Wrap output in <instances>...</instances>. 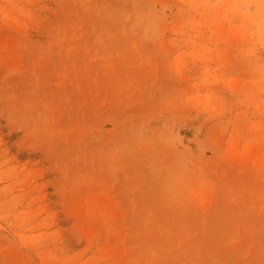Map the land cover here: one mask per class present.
<instances>
[{"label": "rangeland", "instance_id": "obj_1", "mask_svg": "<svg viewBox=\"0 0 264 264\" xmlns=\"http://www.w3.org/2000/svg\"><path fill=\"white\" fill-rule=\"evenodd\" d=\"M0 264H264V0H0Z\"/></svg>", "mask_w": 264, "mask_h": 264}]
</instances>
